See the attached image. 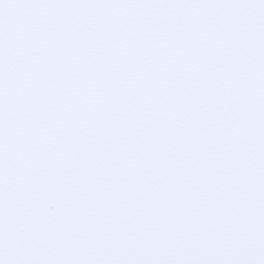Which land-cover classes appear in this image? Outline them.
Segmentation results:
<instances>
[{
	"label": "snow or ice",
	"instance_id": "snow-or-ice-1",
	"mask_svg": "<svg viewBox=\"0 0 264 264\" xmlns=\"http://www.w3.org/2000/svg\"><path fill=\"white\" fill-rule=\"evenodd\" d=\"M0 264H264V0H0Z\"/></svg>",
	"mask_w": 264,
	"mask_h": 264
}]
</instances>
